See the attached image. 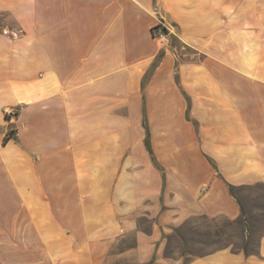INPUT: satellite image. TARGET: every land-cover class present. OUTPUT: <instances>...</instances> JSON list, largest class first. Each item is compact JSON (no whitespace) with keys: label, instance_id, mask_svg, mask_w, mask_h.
Segmentation results:
<instances>
[{"label":"crops","instance_id":"0c3cea01","mask_svg":"<svg viewBox=\"0 0 264 264\" xmlns=\"http://www.w3.org/2000/svg\"><path fill=\"white\" fill-rule=\"evenodd\" d=\"M262 183L264 0H0V264H264L170 240Z\"/></svg>","mask_w":264,"mask_h":264},{"label":"rangeland","instance_id":"374dc122","mask_svg":"<svg viewBox=\"0 0 264 264\" xmlns=\"http://www.w3.org/2000/svg\"><path fill=\"white\" fill-rule=\"evenodd\" d=\"M164 21L174 32L175 25L165 19ZM172 32L170 35L173 34ZM179 48L183 49V46H175L178 58H187V55L194 53L188 48L185 51L181 49L179 51ZM198 57L197 54L194 58ZM234 195L242 207L240 218L230 221L208 219L202 216L192 217L175 230L170 240L174 244L180 243L183 254L207 253L225 245L234 250L243 246H246L245 249L248 252L254 250L259 236L264 233V183L251 187H239L234 190Z\"/></svg>","mask_w":264,"mask_h":264},{"label":"built area","instance_id":"2783aa9c","mask_svg":"<svg viewBox=\"0 0 264 264\" xmlns=\"http://www.w3.org/2000/svg\"><path fill=\"white\" fill-rule=\"evenodd\" d=\"M153 37L158 44L160 48H171L170 43H169V35L172 32L171 28L169 25L164 21L163 18H158L156 23L152 26L151 28ZM4 33H9L11 35H16V31L8 30V29H3ZM174 54L177 56L176 51H174ZM189 59L194 58L197 56V53H192L187 55ZM178 57V56H177ZM19 108L18 107H10L6 110V115L8 117H13L18 113Z\"/></svg>","mask_w":264,"mask_h":264},{"label":"trees","instance_id":"16d2710c","mask_svg":"<svg viewBox=\"0 0 264 264\" xmlns=\"http://www.w3.org/2000/svg\"><path fill=\"white\" fill-rule=\"evenodd\" d=\"M173 42H176V44H177L178 46H181V45H182V43L178 40V38L173 39ZM182 46H183V45H182ZM6 116L8 117V115H6ZM229 189H230V192L233 193V190H235L236 188H235V186H233V185H229ZM245 247H246V246H243L242 248H239V249L243 250V251L246 252V253H253V252L255 251V249H254V250L248 252V251L245 249Z\"/></svg>","mask_w":264,"mask_h":264}]
</instances>
